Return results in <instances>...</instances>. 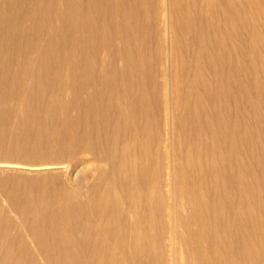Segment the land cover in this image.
Instances as JSON below:
<instances>
[{
	"label": "bare ground",
	"instance_id": "1",
	"mask_svg": "<svg viewBox=\"0 0 264 264\" xmlns=\"http://www.w3.org/2000/svg\"><path fill=\"white\" fill-rule=\"evenodd\" d=\"M0 264H264V0H0Z\"/></svg>",
	"mask_w": 264,
	"mask_h": 264
},
{
	"label": "rangeland",
	"instance_id": "2",
	"mask_svg": "<svg viewBox=\"0 0 264 264\" xmlns=\"http://www.w3.org/2000/svg\"><path fill=\"white\" fill-rule=\"evenodd\" d=\"M165 61H163V65L165 66V68L169 65V61L167 60V58L164 59ZM168 63V64H167Z\"/></svg>",
	"mask_w": 264,
	"mask_h": 264
}]
</instances>
